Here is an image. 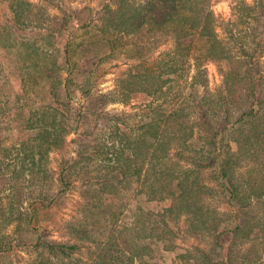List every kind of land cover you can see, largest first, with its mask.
Here are the masks:
<instances>
[{"label": "trees", "instance_id": "trees-1", "mask_svg": "<svg viewBox=\"0 0 264 264\" xmlns=\"http://www.w3.org/2000/svg\"><path fill=\"white\" fill-rule=\"evenodd\" d=\"M229 1L224 38L216 31L215 0H109L80 26L79 52L88 45L103 53L90 72L101 70L104 57L125 65L113 89L98 94V107L121 102L138 112L130 123L114 117L108 145L63 162L57 184L46 158L64 145L58 88L69 90L72 39L80 34L69 31L70 15L54 30L35 3L7 0V11L0 8V126L14 120L31 135L15 140L11 158L0 133V262L13 264L19 249L31 254L30 264H152L175 247L173 227L184 217L181 236L209 245L185 264H264V0ZM63 30L65 43L54 48ZM13 52L18 62L7 68L18 67L20 92L10 87L3 94L12 81L3 64ZM209 62L221 84L200 94ZM91 77L81 84L89 87L86 99L96 83ZM41 87L47 96L34 105ZM84 118L79 112L76 121ZM96 159L102 164L90 168ZM81 175L87 188L77 216L64 223L67 239L44 236L40 210L59 202L61 189ZM245 240L249 247L234 255Z\"/></svg>", "mask_w": 264, "mask_h": 264}, {"label": "rangeland", "instance_id": "rangeland-1", "mask_svg": "<svg viewBox=\"0 0 264 264\" xmlns=\"http://www.w3.org/2000/svg\"><path fill=\"white\" fill-rule=\"evenodd\" d=\"M32 3H35L37 7L42 8L44 10V14L49 15L50 26L49 28L54 29L57 27V22L61 18L63 14L70 15L69 23L70 29L69 31H73L74 34H80L76 39L73 38V50L71 54V60L75 62L76 67L73 69L70 79L68 81L69 90L66 91L63 86L58 88V99L63 102V110L65 115L63 117L66 120L65 129H64V145L62 148L56 149L54 151L49 152L46 161L49 170L51 171L52 179L57 184L59 181L57 179L60 175V168L64 166L66 160L70 158H75L78 153H87L94 147L95 144H98V147L106 144L108 145L107 139L109 137V133L112 130V127L115 126V116H121L125 123H130L133 120L134 113L138 112V109L133 108L129 104L121 103V102H110L104 105V108L101 111V108L98 107V94L105 93L110 91L114 87V77L119 70L125 68V65L122 63L121 57L113 58V57H104L102 61L99 62V72H93L94 67L92 69V65L98 62L99 57L102 56L103 53L96 54V47L86 45V51L79 52L81 45H78V41L82 37L84 33L83 30L80 29V26L87 23V21L96 18L102 11V7L109 0H30ZM255 0H246L248 3H254ZM7 0H0V8L7 11ZM212 9L214 14L219 20L218 26L216 28L217 34L220 38H224L225 36V26L223 24L224 19L229 17L230 15V1L229 0H215L212 5ZM54 19V20H52ZM222 20V21H221ZM57 30V29H54ZM57 32V31H56ZM60 35L58 36L57 41L54 43V48H61V45L65 43L66 40V31H59ZM74 46L76 48H74ZM14 53V52H13ZM3 52H0V62L3 58ZM260 61H264V56ZM18 59L16 58L15 53L10 55L6 61H4V66L6 70H10L11 73V83L7 85L4 84L3 94H6L8 89L13 91V93L20 92L19 90V81H15V79L19 76L18 67H12L8 69L7 67L12 66L14 63H17ZM206 74H207V86L197 87L198 93H203L204 89L208 91H214L221 84V75L218 71V66L212 62H209L205 65ZM6 70H3V74H5ZM90 70H93L90 72ZM90 72V73H89ZM192 72V71H191ZM91 74V80H96L91 85V82L88 86L92 87V90L89 92V98L86 99V96L82 93L85 92L87 86L81 87L82 81L87 78ZM1 75V74H0ZM66 75V73H64ZM42 81V79L40 80ZM48 83L46 86H49ZM45 86V87H46ZM45 87H41L39 90V98L34 105H38L42 102L43 97L47 96V91ZM98 91V92H96ZM97 93V94H96ZM87 95V96H88ZM51 97V96H50ZM10 107L14 108L12 103L14 102L13 96L11 97ZM99 104H101L99 102ZM25 110V109H24ZM81 112L84 113V119L82 121L77 122V114ZM11 119V118H10ZM20 121L22 118L19 117ZM16 121L12 120L10 123L8 120L3 121L0 126V133L6 132L5 138L6 142L3 146L2 152L8 154L11 158L16 155V149L18 148L15 144V140L18 137H28L31 135V131L28 130H19L18 126H15ZM6 123L11 125L9 126L10 130H7ZM17 123V122H16ZM0 158L4 160L2 153L0 151ZM6 160V159H5ZM97 160V161H96ZM91 160L88 164L92 169H98L102 163L101 161L96 159ZM82 176L80 179L75 178L73 181H68L69 186L67 190H64L62 193V198L59 202L53 203L48 208H44L45 210H40L38 214L39 224L42 226L44 236H48L54 238L56 240H66L68 237V230L65 228V221L71 218H75L77 216V212L79 211V202L83 199L85 195V190L87 188L85 183L82 181ZM67 181V180H66ZM54 183V184H55ZM59 185L55 191L60 187ZM7 188V187H6ZM9 189L7 188L4 191V194H7ZM26 205V201L24 203ZM42 209V208H40ZM184 221V217L179 219V223L174 225V229L177 233H175L174 245L175 247L170 250H165L164 252H160L156 254V258L152 259V264H185L184 260L188 259L189 256H199L201 255L200 251L197 247L202 248V251H207L209 245L204 242V240H196L194 238H190L189 235H183L182 231L179 230V227L182 228V224ZM12 224L5 227V232H9L12 229ZM223 241L228 244L230 241L228 236L223 238ZM241 246L233 247L234 255L237 250L240 249L241 252H245V250L249 247V242L247 240L243 241ZM187 250V248H190ZM196 247V248H195ZM16 253L11 255L13 259V264H30L31 254H27L24 251H20L17 249ZM177 252V257L175 260L171 259V257ZM162 253V254H161ZM180 254V255H179ZM220 258V257H219ZM3 259H1L0 264ZM133 264H142V262L135 261Z\"/></svg>", "mask_w": 264, "mask_h": 264}]
</instances>
